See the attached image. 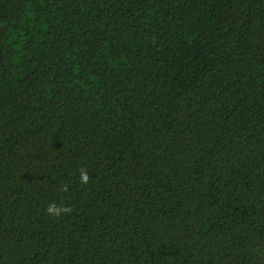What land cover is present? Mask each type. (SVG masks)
<instances>
[{"label": "trees", "instance_id": "trees-1", "mask_svg": "<svg viewBox=\"0 0 264 264\" xmlns=\"http://www.w3.org/2000/svg\"><path fill=\"white\" fill-rule=\"evenodd\" d=\"M0 264H264V0H0Z\"/></svg>", "mask_w": 264, "mask_h": 264}, {"label": "clouds", "instance_id": "clouds-1", "mask_svg": "<svg viewBox=\"0 0 264 264\" xmlns=\"http://www.w3.org/2000/svg\"><path fill=\"white\" fill-rule=\"evenodd\" d=\"M89 180H90V177L88 175L87 169L81 168L80 169V181H81V183L86 185L89 182ZM63 190L67 191V187H65ZM45 211H46V214H48L54 218H60L62 215L71 214L73 209L63 202H61L60 204H57L56 202H51L47 206Z\"/></svg>", "mask_w": 264, "mask_h": 264}]
</instances>
